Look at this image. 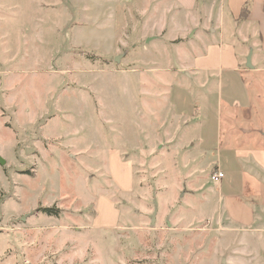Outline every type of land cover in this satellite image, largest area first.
<instances>
[{"label":"rangeland","instance_id":"374dc122","mask_svg":"<svg viewBox=\"0 0 264 264\" xmlns=\"http://www.w3.org/2000/svg\"><path fill=\"white\" fill-rule=\"evenodd\" d=\"M173 2L0 0V264H264V231L233 228L210 181L219 162L239 184L225 145L264 151V70L241 57L248 95L235 79L222 92L225 75L189 78L221 36L219 2ZM195 95L221 124L199 130ZM115 152L131 194L111 181L125 179ZM104 202L116 228L94 225L116 219Z\"/></svg>","mask_w":264,"mask_h":264},{"label":"crops","instance_id":"0c3cea01","mask_svg":"<svg viewBox=\"0 0 264 264\" xmlns=\"http://www.w3.org/2000/svg\"><path fill=\"white\" fill-rule=\"evenodd\" d=\"M252 1L253 5L249 18L247 21L238 22V18L246 0H217V2H219V9L217 15L213 19L215 20V24L218 26L217 28H220L219 30L221 36L219 37V40L217 38H213L216 42H218V44L215 42L213 43L214 45L204 46L203 51H201L199 55H194L191 58L190 64L187 66L189 68L188 71L190 72H188L189 78L196 76L202 79L207 77L209 79H214L217 74L219 80L223 79L225 75L227 77L225 80H222V92L224 90H226V92H230L234 83H236L233 80L235 79L241 89V93L248 95V90L244 85L245 82L243 83V73H245L246 70L241 69V57L244 55L246 58V69L254 68L253 71H260L261 69L264 70V0ZM173 3L174 5L182 8L186 13H191L197 9L199 0H175ZM209 32L213 37L217 34V30L214 26L209 29ZM228 35H236L239 40V44L242 46L238 48L235 43L228 42ZM257 37L258 47H253L251 42L255 44ZM225 38H227L226 42ZM250 56L251 62L249 63L248 58ZM229 77L231 78L229 79ZM195 96L196 97L194 99H196L198 105L197 107L201 109L200 112L199 110L197 111V114L194 117L196 123L199 124V130L203 131L204 129H207L208 124L209 126L211 125L213 129L216 127L214 124H217V122L221 124V112L218 116L213 114V110H208V105L210 106L209 99L205 101V99H201L199 97L200 95ZM237 105H239L238 99L229 101V106L231 108L230 111ZM242 107L245 108L243 105ZM181 111L187 112V110ZM257 116H259V114L255 117L257 118ZM243 133L244 135H248L251 131L250 129H245ZM217 134L220 136V142H222V126L218 129ZM243 144L239 147L236 146V148L225 145L226 150L232 151L234 154V166L236 168L234 174L236 178L239 179V184H224L227 175L218 162L219 170L225 174V178L222 180L221 184H219V192L223 200L222 212L226 215L233 228L239 230L253 229L254 231H264L262 226L263 222H261L264 221V180L261 178V175H264L262 174V172L264 173V151L263 149H250L247 147L248 144L246 143L244 144V147H242ZM198 151H200L201 154H204L209 153L211 150L203 141V143L201 142V147ZM112 160L118 171L123 173L125 176V179L118 182V179L114 176V172L111 173L110 176L112 183L121 191L122 194H131L134 190L133 185H135L133 182V164L128 160H123L120 152H115ZM124 172L127 173L125 174ZM103 210H107L110 214H114L116 219L112 224H106L100 222V215L98 217L96 216L94 218L95 227L99 229L116 228L121 219L120 212L118 211V213L115 206L107 202L103 203Z\"/></svg>","mask_w":264,"mask_h":264},{"label":"trees","instance_id":"16d2710c","mask_svg":"<svg viewBox=\"0 0 264 264\" xmlns=\"http://www.w3.org/2000/svg\"><path fill=\"white\" fill-rule=\"evenodd\" d=\"M252 5H253V1L252 0H246L244 6L242 7L240 16L238 18V22L247 21V19L249 18L250 12H251ZM39 211H41L43 213H47L49 215H57V214H59V210H57L55 208H42Z\"/></svg>","mask_w":264,"mask_h":264},{"label":"built area","instance_id":"2783aa9c","mask_svg":"<svg viewBox=\"0 0 264 264\" xmlns=\"http://www.w3.org/2000/svg\"><path fill=\"white\" fill-rule=\"evenodd\" d=\"M224 178H225V174L222 171L218 170L217 172L213 173L210 176V181L212 185L219 186V184H221Z\"/></svg>","mask_w":264,"mask_h":264},{"label":"water","instance_id":"95a60500","mask_svg":"<svg viewBox=\"0 0 264 264\" xmlns=\"http://www.w3.org/2000/svg\"><path fill=\"white\" fill-rule=\"evenodd\" d=\"M248 62L250 63L251 62V56L248 58ZM1 160V159H0Z\"/></svg>","mask_w":264,"mask_h":264}]
</instances>
